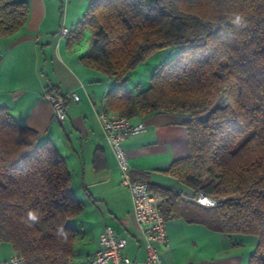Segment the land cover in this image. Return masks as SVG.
Instances as JSON below:
<instances>
[{
    "label": "trees",
    "instance_id": "trees-1",
    "mask_svg": "<svg viewBox=\"0 0 264 264\" xmlns=\"http://www.w3.org/2000/svg\"><path fill=\"white\" fill-rule=\"evenodd\" d=\"M27 15V0H0V36ZM85 29L83 65L120 81L106 93L105 111L188 118L189 154L163 172L192 193L156 187L164 218L181 213L180 197H211L215 205L197 208L192 220L257 236L248 264H264V0H91L69 40ZM169 47L176 53L147 85L127 86L139 64ZM82 210L55 145L0 105V242L23 264H72L79 233L70 220Z\"/></svg>",
    "mask_w": 264,
    "mask_h": 264
},
{
    "label": "crops",
    "instance_id": "crops-1",
    "mask_svg": "<svg viewBox=\"0 0 264 264\" xmlns=\"http://www.w3.org/2000/svg\"><path fill=\"white\" fill-rule=\"evenodd\" d=\"M90 1L27 0L25 23L13 34L0 36V105L19 124L35 130L40 141L53 143L66 162L71 191L76 186L77 195L72 193L83 203L82 212L71 219H76L73 226L79 233L72 264L88 263L105 225L126 240L123 252L140 261L146 252L130 194L120 184L115 154L97 117L105 111L106 93L120 81L81 62L91 41L88 29L76 42L69 40ZM61 27L68 28L67 36L59 35ZM126 84L130 88L134 85ZM70 91L79 98L68 96L65 118L57 120L45 94ZM132 119L145 126L144 131L123 141L132 177L147 182L153 191L165 186L190 196V188L163 172L172 161L189 154L187 116L156 112ZM96 153L100 154L98 161ZM180 199L181 213L166 219L167 245H156L160 260L155 264H248L257 236L224 233L192 220L197 208L205 205ZM13 253L9 243L0 242V260Z\"/></svg>",
    "mask_w": 264,
    "mask_h": 264
},
{
    "label": "built area",
    "instance_id": "built-area-1",
    "mask_svg": "<svg viewBox=\"0 0 264 264\" xmlns=\"http://www.w3.org/2000/svg\"><path fill=\"white\" fill-rule=\"evenodd\" d=\"M67 34L68 28L61 27L59 35L64 37ZM68 96L74 100L79 98L75 91L57 95L45 94L52 106L53 116L57 120L65 118V104ZM97 117L104 139L115 154L120 184L130 194L133 217L146 255L140 261L131 259L123 252L126 240L118 236L110 225H105L99 236V246L87 264H155L160 260L156 245H167L166 219L159 208L163 198L151 190L147 182L132 177V168L123 147L126 136L141 133L145 126L142 122L133 121L132 117L119 116L107 111H100ZM196 201L205 206L215 205V200L205 195L197 196ZM0 264H23V258L14 252L9 258L0 260Z\"/></svg>",
    "mask_w": 264,
    "mask_h": 264
},
{
    "label": "rangeland",
    "instance_id": "rangeland-1",
    "mask_svg": "<svg viewBox=\"0 0 264 264\" xmlns=\"http://www.w3.org/2000/svg\"><path fill=\"white\" fill-rule=\"evenodd\" d=\"M177 49L175 47L165 48L162 51L155 53L149 57L146 61L138 65L133 72L129 74L128 83L130 85L141 83L147 85L150 81V76L154 68L161 62L168 61L175 53ZM72 191L76 196V186L72 187ZM76 219L70 220L71 225L76 226Z\"/></svg>",
    "mask_w": 264,
    "mask_h": 264
},
{
    "label": "clouds",
    "instance_id": "clouds-1",
    "mask_svg": "<svg viewBox=\"0 0 264 264\" xmlns=\"http://www.w3.org/2000/svg\"><path fill=\"white\" fill-rule=\"evenodd\" d=\"M29 217H30L31 219H33V220L36 219V216H35L34 214H32V213H29Z\"/></svg>",
    "mask_w": 264,
    "mask_h": 264
}]
</instances>
